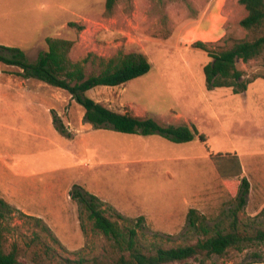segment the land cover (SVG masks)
Instances as JSON below:
<instances>
[{"label":"rangeland","instance_id":"374dc122","mask_svg":"<svg viewBox=\"0 0 264 264\" xmlns=\"http://www.w3.org/2000/svg\"><path fill=\"white\" fill-rule=\"evenodd\" d=\"M189 1L191 8L182 0H131L129 11L119 4L108 18L105 0H0V46L17 47L31 61L46 50V37L73 40V62L89 53H140L152 65L147 74L86 95L117 113L163 124L193 123L206 137L205 143L194 138L176 144L157 134L95 128L68 92L23 79L18 68L0 63V199L9 207L5 249L15 244L22 263L33 264L29 259L40 243L35 235L42 241L50 234L58 242L47 239L56 257L42 256L44 264L94 255H105L107 260L100 259L112 264L106 241L79 220L81 206L70 195L75 187L96 196L114 219L115 214L132 221L142 217L140 237L168 248L195 244L187 222L191 209L211 227L220 223L228 229L244 177L249 191L237 213L239 232L250 236L255 228L264 229V216L256 218L264 208V79L242 94L208 90L202 70L211 59L192 46L199 41L217 48L244 38L239 21L245 11L236 0ZM69 22L83 29L77 34ZM239 68L247 76L264 74V58ZM217 154L236 155L240 176H221ZM243 245L224 258L199 256L173 264H246L254 252L262 256L255 264H264V242Z\"/></svg>","mask_w":264,"mask_h":264},{"label":"trees","instance_id":"16d2710c","mask_svg":"<svg viewBox=\"0 0 264 264\" xmlns=\"http://www.w3.org/2000/svg\"><path fill=\"white\" fill-rule=\"evenodd\" d=\"M182 1L191 8L189 0ZM236 1L245 11V16L239 21V26L245 32L244 38L217 48H209L207 44L199 41L192 45L206 52L211 59L202 70L208 90L227 88L231 89L233 94H242L254 81L264 79V74L247 76L245 71L239 68V64H248L264 58V0ZM119 4H124L129 11L131 0H105L104 16L108 18L114 16ZM68 26L77 34L83 29V25L75 22H69ZM45 44L46 50L39 52L33 61L17 47L0 46V63L18 68L20 70L18 75L23 79L38 80L68 92L83 108L86 122L95 128L108 126L119 133L144 137L157 134L176 144L188 143L194 138L201 143L206 142L204 134L199 133L193 123L163 124L151 117L142 118L117 113L86 95L96 87H117L147 74L152 65L144 55L126 54L118 50L110 57L89 53L81 61L73 62L69 57L74 45L73 40L46 37ZM87 67L93 71L88 73ZM217 158L219 162H215V165L221 176H240L241 165L236 155L217 154ZM77 188L80 191H77ZM82 190L80 187H75L70 194L81 206L79 220L82 225L89 222L91 228L106 241L112 264H173L199 256L224 258L229 249L242 251L245 242L254 240L264 242V229L261 227L255 228L250 236L239 232L240 221L237 213L245 205V197L249 191V184L244 177L238 187L236 197L238 205L231 212L232 220L228 223V229H221L220 223L211 227L204 215L191 209L187 214V222L190 231L197 236L195 244L168 248L158 243L147 242L140 237L143 236L138 231L139 228H143L142 217L132 221L115 214L116 219H114L107 214L109 209L104 208L103 203L96 196ZM6 212H9V207L0 199V264H25L20 261L21 251L15 244L11 245L9 250L5 249L6 229L3 219L6 217ZM263 216L264 208L256 218ZM41 230L47 234L45 228ZM47 236V239L55 245L58 244L50 234ZM47 239L40 241L39 235H35L34 240L40 243L38 250L31 253L29 261L33 264H44L45 260L50 261L56 257V249ZM42 256L46 257L45 260ZM104 257L105 255H94L91 259L80 257L76 261L65 259L64 264H104L100 259ZM251 257L252 260L246 264L261 262L262 256L259 253L254 252ZM105 259L107 260L106 257Z\"/></svg>","mask_w":264,"mask_h":264}]
</instances>
